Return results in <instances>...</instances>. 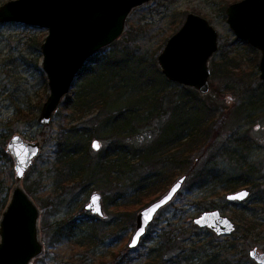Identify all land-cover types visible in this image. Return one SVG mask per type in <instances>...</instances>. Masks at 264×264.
<instances>
[{
	"label": "rangeland",
	"instance_id": "1",
	"mask_svg": "<svg viewBox=\"0 0 264 264\" xmlns=\"http://www.w3.org/2000/svg\"><path fill=\"white\" fill-rule=\"evenodd\" d=\"M9 1L0 0V7ZM237 1L240 0H152L135 8L129 14L126 30L119 39L99 51L101 59L109 60L113 55L122 62L115 69L113 83L124 84L128 93L117 110L128 112L133 108L144 109L146 105L134 102L140 103L142 89L154 83L167 92L164 108H175L176 105L180 106L178 98L185 94L178 91V95H175L174 90L179 88L171 84L167 86L158 56L189 13L205 17L217 29L219 36V49L209 61L211 90L206 94L208 98H202L203 94L200 93L196 99L200 105L208 100L214 105L215 116L210 120L216 137L213 145H208L209 149L207 145L202 146L197 152L189 154L188 165L168 162L163 169L159 164L166 174L163 175L166 178L164 183H156L150 190L144 191L141 204L127 207L114 206L108 201L117 197L123 203L134 201L135 189L130 185L134 183L133 186H137L142 177L155 171L154 167L137 160L132 165L135 171L130 180L123 179L110 186L97 181L88 182L85 186L58 182V172L54 166L55 137L60 126L69 124L71 118L69 120L70 114L64 111L62 102L48 127L38 119L50 93L41 48L48 30L17 22L0 24V174L5 185L2 197L10 199L17 185L15 163L10 153L6 152L8 141L18 133L26 141L40 142V153L20 182L40 210L39 236L44 251L31 264H145L149 248L161 242L164 228L181 233L182 228L195 223L196 217L213 209L220 210L223 216L233 220L236 227L233 234L219 236V241L225 242L226 237H240L241 252L249 255L252 249L264 251V80L260 76L259 66L262 55L260 50H252L245 40L236 36L227 22L226 9ZM79 75L69 93L79 89ZM93 112L96 110H92L86 119H91ZM139 117L127 128H135L131 138L126 141L130 149L152 144L162 132L163 124L157 113L152 118H148L146 112ZM177 120L180 121V117ZM98 123V119L93 121L95 125ZM164 124L167 138L170 129L175 126V120L169 115ZM97 127L85 134L90 149L86 155L88 160H98L114 139L109 133L110 129L100 125ZM94 140L100 142L101 149L98 151L92 148ZM204 163L210 164L209 169H215L216 173L225 174L223 181L209 182L202 188L197 186L194 175L203 168ZM182 175L188 176L183 188L169 205L162 208L140 245L131 249L129 242L135 233L138 213L167 193ZM241 176H250L259 186L244 187L251 190L246 202L230 203L228 194L244 188L227 191L224 179ZM95 192L102 195L104 219L93 217L85 209ZM251 201L255 205H251L244 215L240 210ZM70 218L78 220L82 226L70 235L66 231L59 233L58 228L64 227ZM247 221L256 228L248 231ZM86 234L94 235L91 243L78 245V240Z\"/></svg>",
	"mask_w": 264,
	"mask_h": 264
},
{
	"label": "water",
	"instance_id": "2",
	"mask_svg": "<svg viewBox=\"0 0 264 264\" xmlns=\"http://www.w3.org/2000/svg\"><path fill=\"white\" fill-rule=\"evenodd\" d=\"M150 1L11 0L1 5L0 24L17 22L48 30L41 48L50 93L38 117L41 124L49 126L53 114L69 94L88 60L116 42L126 30L129 14ZM226 14L235 35L260 50V76L264 80V0L237 1L227 7ZM218 44L217 29L205 17L189 13L157 58L163 75L168 81L206 95L211 90L209 61L218 51ZM8 142L6 152L14 160L17 185L0 216V264H31L44 251L39 236L40 210L20 182L39 155L40 142L26 141L18 133ZM92 148L101 149L99 140L92 142ZM187 179L186 175L180 176L167 193L138 213L135 233L129 242L131 249L140 245L154 219L175 199ZM243 193L247 195L239 198ZM249 193V189L244 188L229 193L227 199L241 202L249 197ZM85 209L95 218H104L102 195L98 192L92 194ZM194 222L217 236H229L236 230L234 222L218 209L203 212ZM249 257L256 264H264V251L258 248L252 249Z\"/></svg>",
	"mask_w": 264,
	"mask_h": 264
},
{
	"label": "trees",
	"instance_id": "3",
	"mask_svg": "<svg viewBox=\"0 0 264 264\" xmlns=\"http://www.w3.org/2000/svg\"><path fill=\"white\" fill-rule=\"evenodd\" d=\"M245 43L255 51L252 45L247 41ZM88 63L80 72L79 89L69 93L62 103L64 111L70 114L68 118L69 120L71 118V120L69 124L60 126V131L55 137L54 166L58 172L57 181L65 185L79 183L83 186L88 182L97 181L102 185L110 186L123 179L130 180L131 174L135 171L132 165L138 160L154 167L155 171L145 178L142 177L137 186H133L134 183L130 185L135 189L133 194L135 200L123 203L119 201L120 197H117L116 200L109 199L108 201L109 204L114 206L138 205L142 200L141 197L145 196L144 191L150 190L156 183H164L166 180L163 176L166 174L159 167V164L163 166V169L167 167L168 162L172 164L178 162L180 166L182 164L188 165V161L190 162L189 154L197 152L202 146L213 145L216 137L215 132L212 131V126H210V120L215 116L214 105L209 100L200 105L196 101L197 95L200 94L198 90H191L189 87L165 79L168 83L167 86L171 84L179 88L174 90L175 95L178 91L185 94H182L177 101L181 107L176 105L175 108L165 109L164 98L167 96V92L160 87L161 85L154 83L148 84L147 87L142 89L140 96L142 101L140 103L134 102L141 106L146 105L144 109L136 110V108H133L128 112L120 111L117 108H119V103L122 102L128 91L124 89V84L121 86L113 83V81L116 75L115 69L122 62L117 61L113 55L109 60H104L96 54L90 58ZM161 90L164 92H161ZM201 97L208 98V95H201ZM92 110H96V112H93V117L86 119ZM144 112L148 114V118H152L156 113L158 114L159 120L163 124L162 132L152 144L149 143L146 147L140 146L130 149L126 141L131 138L135 128L129 130L127 128L135 120H138ZM169 115L175 120V126L170 129V136L166 138L164 123ZM178 117H180V121L177 120ZM97 119L99 123L93 124V121ZM180 122L185 124L180 125ZM98 125L110 129L109 133L114 139L111 140L103 155H99L98 160H88L89 158L86 155L90 152V149L85 134L97 129ZM210 146H208V149ZM2 153L7 156L3 150ZM183 160L185 161L181 162ZM203 165V168L196 171L194 175L197 179V186L202 188L209 182L212 184L213 182L223 181L222 177L225 174H218L213 168L209 169L210 164L208 163ZM224 180L226 181L225 189L227 191L249 185L252 188L259 186L251 180L250 176L226 178ZM4 188V181L2 180V174H0V216L9 202V197L4 198L1 195ZM259 203L261 202H256V204ZM251 205L255 204L252 201L245 204L240 210L241 213L247 214ZM68 220L64 227L58 228L59 233L66 231L70 235L73 234L76 228L82 226L76 219L70 218ZM246 225L248 231L256 228L250 221H247ZM163 230L161 242L149 248L145 264H256L245 251L241 252L242 238L240 237L234 239L226 237V241L222 242L219 241V236L208 228H200L195 223L182 228L181 233H175V230L168 231L165 228ZM93 238V234L83 235L77 244L86 246L91 243Z\"/></svg>",
	"mask_w": 264,
	"mask_h": 264
},
{
	"label": "snow or ice",
	"instance_id": "4",
	"mask_svg": "<svg viewBox=\"0 0 264 264\" xmlns=\"http://www.w3.org/2000/svg\"><path fill=\"white\" fill-rule=\"evenodd\" d=\"M96 147H99L98 145H96ZM23 162V161H22ZM247 195V193H243V194H241V196L239 197V198H243L244 196H246ZM93 203L95 204L96 203V201L94 200L93 201ZM97 210H99L98 208H97ZM137 240H138V237H137ZM133 247L135 246V243H133V245H132Z\"/></svg>",
	"mask_w": 264,
	"mask_h": 264
},
{
	"label": "flooded vegetation",
	"instance_id": "5",
	"mask_svg": "<svg viewBox=\"0 0 264 264\" xmlns=\"http://www.w3.org/2000/svg\"><path fill=\"white\" fill-rule=\"evenodd\" d=\"M249 43V42H248ZM246 189H248V188H246ZM243 190V189H242ZM240 191V190H239ZM250 191V195H249V197L251 196V190H249ZM233 192H236V191H233ZM249 197L247 198V199H249ZM247 199H245L244 201H246ZM229 201V200H228ZM244 201H241V202H244ZM230 203H235V202H239V201H229ZM233 221V220H232ZM235 224V223H234Z\"/></svg>",
	"mask_w": 264,
	"mask_h": 264
}]
</instances>
